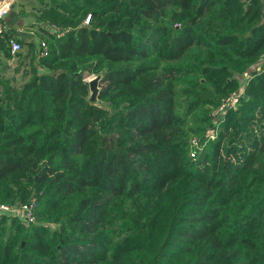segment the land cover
<instances>
[{
    "label": "trees",
    "instance_id": "obj_1",
    "mask_svg": "<svg viewBox=\"0 0 264 264\" xmlns=\"http://www.w3.org/2000/svg\"><path fill=\"white\" fill-rule=\"evenodd\" d=\"M29 2L36 43L0 17V202L35 219L0 213V264H264V0Z\"/></svg>",
    "mask_w": 264,
    "mask_h": 264
},
{
    "label": "built area",
    "instance_id": "obj_2",
    "mask_svg": "<svg viewBox=\"0 0 264 264\" xmlns=\"http://www.w3.org/2000/svg\"><path fill=\"white\" fill-rule=\"evenodd\" d=\"M5 4L6 3H4L2 6H0V15L5 10V7H6ZM88 19H89V13H87L85 15V17L83 18V23H87ZM1 29H2V25L0 23V31H1ZM8 45H9V50L11 53L16 51L19 48V42L13 37H10L8 39ZM40 45H41L40 53L43 54V53H45L43 42H40ZM242 91L243 90L241 87L237 93H234V94L228 96L226 99H223L222 101H220V103L214 109L215 115H220L225 107L233 106L236 103L238 96L240 94H242ZM210 136H212V135L210 134ZM199 148H200V142L198 141V139L194 136L191 137L190 138L189 154L191 156L195 155V152ZM34 207H35L34 197L28 199L25 203H22L19 205H11L8 203L0 202V213L8 214V215H14L22 223H29V222L34 221V219H35Z\"/></svg>",
    "mask_w": 264,
    "mask_h": 264
},
{
    "label": "rangeland",
    "instance_id": "obj_3",
    "mask_svg": "<svg viewBox=\"0 0 264 264\" xmlns=\"http://www.w3.org/2000/svg\"><path fill=\"white\" fill-rule=\"evenodd\" d=\"M8 0H0V6H2L4 3H7ZM30 0H20L19 1V5H22L25 8H29L30 9ZM26 37V36H25ZM25 40V39H24ZM25 47V43H23V45L21 44V49ZM6 67L4 70H2L1 72L4 73V75H13L16 80L21 79L24 69L27 67L28 63L27 61H19L17 59L16 56H12V57H7L5 58V62ZM258 62H255L254 64L250 65V67L244 71L241 72V74H239L238 76V86L236 88H234L233 90L229 91L226 95L222 96L221 101L223 99H226L228 96L237 93L240 88L242 87V84L244 83L245 78L247 77L249 71L251 69H253V67H255V65ZM91 76H93V74H90L86 77V79L90 78ZM97 104H100L101 101L97 100L96 101ZM12 217H15L14 215H11Z\"/></svg>",
    "mask_w": 264,
    "mask_h": 264
},
{
    "label": "crops",
    "instance_id": "obj_4",
    "mask_svg": "<svg viewBox=\"0 0 264 264\" xmlns=\"http://www.w3.org/2000/svg\"><path fill=\"white\" fill-rule=\"evenodd\" d=\"M19 1L20 0H8L5 4V10L1 13L0 17L5 22L8 29L12 31V34L16 36V38H24L27 40L31 39L36 43L37 38L34 34V31L32 29H25L21 25L24 23L25 19L20 16Z\"/></svg>",
    "mask_w": 264,
    "mask_h": 264
},
{
    "label": "water",
    "instance_id": "obj_5",
    "mask_svg": "<svg viewBox=\"0 0 264 264\" xmlns=\"http://www.w3.org/2000/svg\"><path fill=\"white\" fill-rule=\"evenodd\" d=\"M98 79H99V74L93 75L90 78L86 79L89 89V94L87 99L91 103H96V101L98 100L97 99Z\"/></svg>",
    "mask_w": 264,
    "mask_h": 264
}]
</instances>
